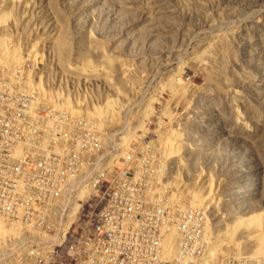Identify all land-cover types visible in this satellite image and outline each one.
<instances>
[{"label":"rangeland","instance_id":"rangeland-1","mask_svg":"<svg viewBox=\"0 0 264 264\" xmlns=\"http://www.w3.org/2000/svg\"><path fill=\"white\" fill-rule=\"evenodd\" d=\"M0 17V46L15 61L51 58L63 76L102 81L112 94L123 85L129 91L139 75L143 96L126 130L181 110L174 123L183 148L178 131L150 132L159 145L175 140L182 155L172 172L168 163L161 172L177 171L179 184L200 191L202 207L208 192L218 220L248 217L246 230L258 234L264 256V0H0ZM60 33L69 44L62 51ZM115 104L106 105L109 123Z\"/></svg>","mask_w":264,"mask_h":264},{"label":"built area","instance_id":"built-area-1","mask_svg":"<svg viewBox=\"0 0 264 264\" xmlns=\"http://www.w3.org/2000/svg\"><path fill=\"white\" fill-rule=\"evenodd\" d=\"M129 81V91L123 85L112 94L102 81L63 76L51 58L24 56L8 68L0 52V264H264V256L214 250L206 210L177 203L159 188V180L169 182L172 174L161 176L168 162L150 132L178 131L183 148L174 123L181 110L143 118L136 137L120 139L143 96L132 77ZM81 88L86 99L78 98ZM59 92L69 98L70 110L55 100ZM108 97L129 102H123L119 125L99 127L82 107L102 109ZM28 116H35V124H28ZM117 141L127 142V152L111 158L102 181H92L102 155L116 151ZM15 157H23V169L15 168ZM152 166L160 174L147 187ZM83 183H91V190L80 191ZM19 192L33 195V202L19 199ZM73 199H81L80 210H73ZM60 226H67V234H60ZM155 229H163V237ZM204 244H211V253H203Z\"/></svg>","mask_w":264,"mask_h":264},{"label":"bare ground","instance_id":"bare-ground-1","mask_svg":"<svg viewBox=\"0 0 264 264\" xmlns=\"http://www.w3.org/2000/svg\"><path fill=\"white\" fill-rule=\"evenodd\" d=\"M2 26H4V19L2 17H0V27H2ZM64 26H66V25H64ZM62 28H63V25H62ZM61 33L63 34V32H61ZM61 33L59 34V37L57 38V42L55 43V47L62 51L69 44H67V39H66L67 35H65V36L61 35ZM67 38H69V37H67ZM11 48H9V49H11ZM0 52H1L2 60L6 64L9 62L12 63V65L10 64V66L12 68H16V64L20 63V60H16V61L14 60L13 51L8 50L7 48H5V46L4 47L0 46ZM92 70H94V68ZM89 76L90 75H88V76L86 75L85 78H95L93 76H90V77ZM67 78H71V77L69 76ZM95 79H97V78H95ZM132 80L134 83L138 84L139 80H141V77L139 75L135 74V75H132ZM26 84H27V86H29V85H31V82L27 81ZM171 84L173 85V83H171ZM38 87H40V84H38ZM168 87H167V89H168ZM171 87H169V88H171ZM172 88H174V87H172ZM179 88H180V86H179ZM172 90H171V92H172ZM59 93L57 94V98H55V100L57 99L58 101H60V103L62 104V106L64 108H66V109L69 108V110H70V108H72V104L69 103V98H67L64 94H61V92H59ZM121 96L123 97V95H121ZM110 100L114 101L116 103L114 106V111L117 113L116 114V121L111 122V123L108 122L111 114H109L108 110L106 109V105L108 104V101H110ZM81 102L82 101H80V103ZM123 102L128 103L129 102L128 97H126L123 100L121 98L119 99V98L108 97L107 100H105L103 102V108L102 109H99V108L88 109L87 107L84 106V107H82L84 110L83 114H85L89 118L96 120L98 122L99 127L117 126L121 123L120 115H122L123 113H120V109L123 107ZM80 103H78V105ZM127 110H129V109H127ZM73 113L79 114V111L74 107ZM141 114H142V116H144V111ZM122 122H125V121H122ZM28 124H35V116H28ZM134 127L135 126L133 125V126H131V128H129V130H126V127L123 126L121 131H120V139H130V137H132V136L136 137V135L134 133ZM168 130H172V129H168ZM177 133L180 136V133L179 132H177ZM174 135L176 136L175 132H174ZM166 136H168V135H166ZM159 138L160 137H158V139ZM160 142H161L160 145H162L160 147L162 149V151H164L165 153H169V152L173 153L171 156H168L166 154H162L163 159L165 161L167 158H170L173 160L172 162H168V167H171V172H172L173 170H172L171 164L172 165L174 164V166H175L176 162L180 161V156H182V155H179L180 152H178L179 154H177V152L175 151L174 147L175 146L177 147V144H176L175 140H173L172 138L166 137V138L162 139ZM124 152H127V142L117 141L116 151H110V154H103L102 155V162L100 163V166L97 167L96 172L94 174H92V181H102L104 179L105 175H107L108 171L110 170L111 158H117V155H123ZM181 152H182V150H181ZM187 152H189V150ZM183 153H185V151ZM193 153L194 152L191 151L190 154H193ZM15 168L16 169H23V157H15ZM159 169H160L159 166H152V174H150L149 177L147 178V187H151V185H155L158 182V175L157 174H160ZM177 173L178 172L176 171V174ZM176 174L172 176V178L169 180V182L166 180H159V184H160V182H162L159 185V188L163 192H169L168 194L170 195V198H172V200H175V202H177V203L184 204V205H187V206H190L193 208H203L206 206L203 209L206 210V212L208 214V219L210 220V227L212 230V234H210V241L212 242V248L214 250H217L220 253H222L224 251H228V250H235L238 253H235L233 255H236V256L242 255V254H245V255L251 256V257H260L261 256V254H260L261 253V250H260L261 242H260V239L258 237V234H254V232H248L246 230V228L248 226V224H247V218L248 217L238 218L237 220L233 219L232 221H230L231 217L228 216L227 219H225V220L230 221V222H228L229 224H227V222H222L221 220H218L217 215L215 213L216 211H214V209H212L208 204L211 201V196H208L209 195L208 192H207V196H205V198H207V200L203 199L204 200L203 201L204 206L202 207V206H200V202H199L200 191L198 189H192L191 190V188L187 190V188H185V187H187L186 186L187 184H184V183L182 184V182H181V184H179L181 180H179L180 177H177L179 175L178 174L176 175ZM161 176H167V175L163 174L161 172ZM176 180H177V182H176ZM200 185H202V181H201ZM172 187H174L173 190H172ZM90 190H91V183L80 184V191H90ZM1 191H2V184H0V192ZM192 191H195V192H192ZM238 193H240V192H238ZM19 199H26V202H33V195H26V192H19ZM80 206H81V199H73V210H80ZM60 234H67V226H60ZM155 236L156 237H163V229H155ZM171 236H172V233H170L168 238H171ZM10 238H17V231H10ZM159 246H166V239H159ZM240 251H242V252H240ZM203 253H211V244H204L203 245Z\"/></svg>","mask_w":264,"mask_h":264}]
</instances>
